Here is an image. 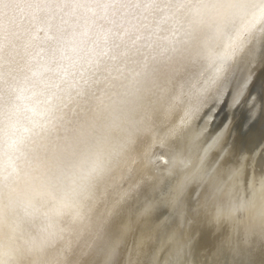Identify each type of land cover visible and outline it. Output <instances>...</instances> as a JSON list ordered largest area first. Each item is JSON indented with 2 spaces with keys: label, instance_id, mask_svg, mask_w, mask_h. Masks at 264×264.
<instances>
[{
  "label": "bare ground",
  "instance_id": "bare-ground-1",
  "mask_svg": "<svg viewBox=\"0 0 264 264\" xmlns=\"http://www.w3.org/2000/svg\"><path fill=\"white\" fill-rule=\"evenodd\" d=\"M252 75L264 0H0V260L140 264L159 237L157 264L180 241L208 264L242 235L260 264L264 176L222 168L195 124Z\"/></svg>",
  "mask_w": 264,
  "mask_h": 264
},
{
  "label": "snow or ice",
  "instance_id": "snow-or-ice-1",
  "mask_svg": "<svg viewBox=\"0 0 264 264\" xmlns=\"http://www.w3.org/2000/svg\"><path fill=\"white\" fill-rule=\"evenodd\" d=\"M228 92H231L230 88ZM218 103L217 94L208 96L204 101L205 106L195 118L198 128L207 129L208 140L215 141V161L225 170L243 171L247 175L248 167H252L255 172L259 171L261 176H264V80L258 81V77L255 75L246 78L242 82V94L239 102L235 106L229 107L227 114L221 117L220 125L213 128L212 125L216 123V118L220 117L221 111L228 103V95H224V102L219 103V107H217ZM213 109L215 112L212 111ZM238 112L240 113L239 119H237ZM209 115L212 117L211 123L207 119ZM234 134L242 146L238 152L235 150L234 143L229 144V140ZM180 215H184L183 210ZM171 220L172 217L166 213L158 216L155 219V224L159 227L164 221L170 224ZM261 241L262 252H264V231L261 234ZM248 244L249 241L245 240L242 235L225 237L217 246V255L225 256L226 253H231L233 259H215L209 261L208 264H246L244 260L236 259V257L242 255L244 246ZM159 247V237L153 238L152 242L145 246L142 253L144 259L140 264H157L156 252ZM189 249V243L180 241L176 257L161 260L160 264H205L204 261H188L178 258L190 254ZM111 264H122L119 250L113 255ZM123 264H127V261H124ZM260 264H264V261H261Z\"/></svg>",
  "mask_w": 264,
  "mask_h": 264
},
{
  "label": "rangeland",
  "instance_id": "rangeland-1",
  "mask_svg": "<svg viewBox=\"0 0 264 264\" xmlns=\"http://www.w3.org/2000/svg\"><path fill=\"white\" fill-rule=\"evenodd\" d=\"M226 114L225 113H222V111H221V114H220V117H218V118H216V120L218 121V122H220L221 121V117H224ZM240 118V113L238 112L237 113V119H239ZM231 143L233 144H235V150L238 152L240 149H241V144H240V142L238 141V140H236V138H235V134L233 135V137L231 138ZM237 147V148H236Z\"/></svg>",
  "mask_w": 264,
  "mask_h": 264
},
{
  "label": "clouds",
  "instance_id": "clouds-1",
  "mask_svg": "<svg viewBox=\"0 0 264 264\" xmlns=\"http://www.w3.org/2000/svg\"><path fill=\"white\" fill-rule=\"evenodd\" d=\"M239 102V100H237V103ZM0 264H5V262L3 260H0Z\"/></svg>",
  "mask_w": 264,
  "mask_h": 264
}]
</instances>
